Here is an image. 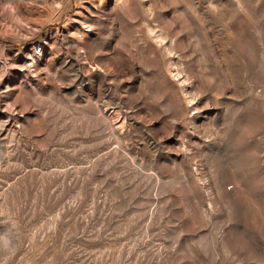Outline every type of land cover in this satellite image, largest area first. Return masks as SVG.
Wrapping results in <instances>:
<instances>
[{
  "label": "rangeland",
  "instance_id": "374dc122",
  "mask_svg": "<svg viewBox=\"0 0 264 264\" xmlns=\"http://www.w3.org/2000/svg\"><path fill=\"white\" fill-rule=\"evenodd\" d=\"M0 264H264V0H0Z\"/></svg>",
  "mask_w": 264,
  "mask_h": 264
}]
</instances>
